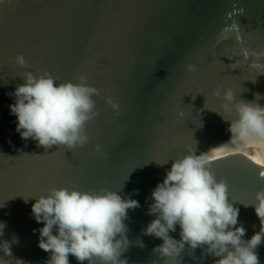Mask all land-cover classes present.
<instances>
[{
	"label": "water",
	"instance_id": "95a60500",
	"mask_svg": "<svg viewBox=\"0 0 264 264\" xmlns=\"http://www.w3.org/2000/svg\"><path fill=\"white\" fill-rule=\"evenodd\" d=\"M21 53L26 66L15 62ZM27 72L50 73L59 82L83 75L99 89L97 115L85 125L87 144L45 147L21 137L10 93ZM229 88L234 102L264 107V0H3L0 221L6 227L0 242H11V255L0 250V259L47 264L50 253L38 244L43 221L34 218L32 204L34 196L63 186L120 189L139 201L125 221L131 243L119 259L127 264H215L219 257L207 245L186 244L178 257H161L153 249L162 239L142 231L155 218L148 214L152 190L175 159L191 152L208 156L216 178L227 182L229 201L239 208L237 226L250 239L261 220L245 204L264 190V138L231 142L229 125L238 113L216 95ZM108 96L119 102L118 114ZM170 235L180 240L179 225ZM256 251L264 264V242ZM69 261L81 264L71 254Z\"/></svg>",
	"mask_w": 264,
	"mask_h": 264
},
{
	"label": "clouds",
	"instance_id": "9594fccd",
	"mask_svg": "<svg viewBox=\"0 0 264 264\" xmlns=\"http://www.w3.org/2000/svg\"><path fill=\"white\" fill-rule=\"evenodd\" d=\"M14 59L27 65L22 53ZM194 69L189 65V71ZM86 81L83 75L79 82H59L50 73L37 76L27 72L24 83L10 93L16 97L10 110L17 118V132L45 147L73 149L87 144L85 125L97 115L93 97L99 89ZM216 95H222L226 105L233 104L238 113L229 125L232 143L252 136L264 138V107L245 100L234 102L236 93L230 88L217 90ZM106 102L119 113L118 101L108 96ZM96 148L100 151L101 146ZM210 162L205 154L193 152L174 160L164 180L151 192L148 214L155 218L142 231L162 239L153 249L161 257H178L186 244L192 249L207 245L208 253L219 257L215 264H260L256 249L264 242V190L256 193L255 203L245 204L254 205L261 220L260 231L246 240V229L237 226L239 208L229 201L227 182L216 178ZM34 198L32 214L37 222L43 221L38 244L50 253L47 264H70V254L81 264L85 260L95 264L94 258L100 264H127L119 259L131 243L125 221L129 209L140 206L138 200L123 197L120 189L82 191L63 186ZM177 225L180 240L170 235ZM5 227L0 221V236ZM138 243L144 246L143 241ZM0 250L11 255V242H0ZM0 264L5 261L0 259Z\"/></svg>",
	"mask_w": 264,
	"mask_h": 264
},
{
	"label": "snow or ice",
	"instance_id": "6c2138e0",
	"mask_svg": "<svg viewBox=\"0 0 264 264\" xmlns=\"http://www.w3.org/2000/svg\"><path fill=\"white\" fill-rule=\"evenodd\" d=\"M3 2V0H0V3H2ZM188 93H191V92H188ZM187 93V94H188ZM186 95V94H185ZM209 109V108H208ZM211 110V109H210ZM188 119H190V118H187V117H185V120H184V123H185V121L186 120H188ZM192 120V119H191ZM193 122V121H192ZM194 123V122H193ZM195 124V123H194ZM152 160H156V159H151V160H149V162L150 161H152ZM157 161V160H156ZM15 196H23L24 197V195H23V192L22 191H18L17 193H16V195ZM14 196V197H15ZM11 198H13V197H10L9 199H11Z\"/></svg>",
	"mask_w": 264,
	"mask_h": 264
}]
</instances>
